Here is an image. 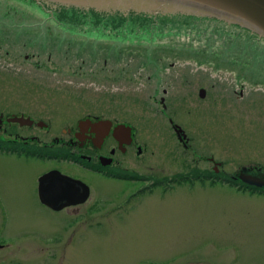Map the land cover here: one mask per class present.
<instances>
[{
  "label": "rangeland",
  "instance_id": "obj_1",
  "mask_svg": "<svg viewBox=\"0 0 264 264\" xmlns=\"http://www.w3.org/2000/svg\"><path fill=\"white\" fill-rule=\"evenodd\" d=\"M0 5L3 72L46 81L6 86L15 98L11 87L28 90L24 110L54 120L50 132L31 133L48 144L87 115L132 126L142 154L131 150L120 160L143 179H101L70 158L0 152V264H264V195L231 187L222 173L214 185L195 189L186 183L151 190L144 180L188 168L207 172L214 164L203 157L231 175L243 168L264 172L263 38L210 19L180 23L162 14L147 15L154 25L139 21L115 32L108 24L113 17L92 15L78 16L86 24L74 32L53 22L22 31L25 17L45 21L51 13L19 0ZM8 41L14 46H4ZM7 51L11 60L1 56ZM25 55H35L40 67L25 63ZM172 122L192 149L179 144ZM55 168L81 176L93 189L78 215L52 212L38 200L40 178Z\"/></svg>",
  "mask_w": 264,
  "mask_h": 264
},
{
  "label": "flooded vegetation",
  "instance_id": "obj_2",
  "mask_svg": "<svg viewBox=\"0 0 264 264\" xmlns=\"http://www.w3.org/2000/svg\"><path fill=\"white\" fill-rule=\"evenodd\" d=\"M33 5V4H31ZM34 6V5H33ZM48 16V15H47ZM107 19H111V17H105ZM45 21H40L39 16H28L21 21L20 30L22 31H38V29L41 27V23H47V22H53L55 25H61L63 27L67 28H76L80 26L82 18L79 17H72V16H45ZM119 17H113L112 22L118 23ZM110 22V21H109ZM5 43V42H4ZM14 42H6L4 46H14ZM23 46V44H22ZM2 52V46L0 44V53ZM5 56L1 55L4 59H10V52L7 51L4 53ZM36 56L32 55H25L24 61L25 63H31L30 65L32 67H40V64L37 61V66L35 64ZM13 61H16L12 59ZM18 70H20L18 68ZM4 71L3 65L0 66V152L7 153L11 155H17L19 154H13L4 152L8 149H16L21 152L23 151H40L43 150V152H48L47 156L45 157L46 160H52V161H62L61 159L64 158L59 154L57 157L53 154H50V152L53 151H60L64 152L66 157L70 158L69 163L72 165L79 166L84 172H87L93 177L101 178V179H110L115 180L117 178H114L113 175H118L121 170H129L123 165V161L120 160V155H125L127 153H130V151H135L139 156L142 154H139V149H142L138 144L137 140L134 136V129L133 135H132V142L131 144L121 143L114 135L115 128L118 124V122L108 119V118H102L98 116H92L87 115L83 119H78L77 121H74L73 123L66 124L65 127L61 129L60 136H56L50 139V142L48 144L41 143V140L38 136L35 135V133H31L32 130L41 129L43 131L50 132L53 129V119L49 118L47 121L41 119L38 115H36L35 111H27L24 110V105L21 103V100L25 99V96L29 94L30 92L26 89H22L21 87H11L12 94L15 92L13 89L17 91V95L15 97L13 96H7L9 95L8 90L6 89L7 85H13V86H25V85H34V87H39V84L46 83V81H41L35 79V74L28 73H16V75L8 74ZM8 77H11L10 79ZM11 95V94H10ZM161 102H165L164 99H161ZM24 118L27 120H30L28 124L21 125L20 122H18L19 119ZM82 121H87V123L82 124ZM100 121H104L103 123H100ZM110 121L111 123L107 122ZM41 124L47 125V127H41ZM110 124L111 127L107 129V125ZM127 125V124H126ZM133 128V127H132ZM173 129V127H172ZM174 130V129H173ZM27 131V132H25ZM186 144H181L182 147L185 148V150H190L191 148V139L189 137L186 138ZM180 144V143H179ZM24 156V155H23ZM28 158H34L39 159L40 156H24ZM202 162L208 161L210 164H214L213 168H209L206 172V176L209 178V181L216 179L217 174H224V178L228 179L230 181L238 180V174H228L223 171H220L219 167L222 166L221 163H218L213 159V157H203ZM218 164V166H217ZM189 167V165H186ZM218 167V168H217ZM55 168L53 171H59L62 175L67 176L71 179H73L75 184H77L78 187H80L82 190H84V186L80 185L82 182L86 186H88L90 192L89 197L86 202L82 204L76 205H67L65 203H61L60 207L58 209L52 208L47 206L40 198L39 191H38V200L40 204L52 211V212H66L70 216L78 215L79 211H81V207L86 205L89 200L92 197V187L90 184L81 178V176H73L70 174H66L59 169L56 170ZM195 169L188 168V171H191ZM51 172V171H50ZM186 172V173H187ZM196 172V171H195ZM177 174H183V173H177ZM175 175V174H174ZM173 175V176H174ZM157 178V177H155ZM166 178L162 177V179ZM62 179L61 175H56L54 177V180ZM169 179H172V177H169ZM120 180V179H119ZM146 182H151V184L147 185L146 187H149L152 189V185L154 183V176H150L147 179ZM196 184H200V182L196 181L192 183V186L190 187L192 189H195ZM62 185H60L61 187ZM168 186H164L163 189H167ZM73 198V199H72ZM72 200H76L77 198L71 196ZM71 211V212H70ZM93 211V210H91ZM93 213V212H92ZM82 218V223H87L89 210L87 209L85 212H81L80 214ZM72 222V220H71ZM75 222L74 224H76ZM59 242H63L59 241ZM58 242V243H59Z\"/></svg>",
  "mask_w": 264,
  "mask_h": 264
},
{
  "label": "water",
  "instance_id": "obj_3",
  "mask_svg": "<svg viewBox=\"0 0 264 264\" xmlns=\"http://www.w3.org/2000/svg\"><path fill=\"white\" fill-rule=\"evenodd\" d=\"M33 4L53 15L56 9H67L84 13H97L102 17H113V14H122L129 18L135 15L162 14L168 17L185 16L192 19H210L230 26L247 30L264 39V0H19ZM159 16V15H158ZM119 17V16H118ZM204 97V91H201ZM30 120L21 118V125ZM104 121H100L103 123ZM111 123L110 121H107ZM82 124L87 121H82ZM41 127L46 125L41 124ZM111 127L107 125V129ZM177 135L181 142L186 138L183 130L175 125ZM115 137L123 144H131L132 127L119 124L114 131ZM142 150L139 149V154ZM56 175L62 179L54 180ZM239 179L249 186L264 187V172L262 169L243 168ZM73 179L62 175L59 171H51L39 180V195L41 200L49 207L58 209L61 203L78 205L87 201L89 188L82 182L84 190L75 184ZM60 185H62L60 187ZM71 196L77 199L72 200Z\"/></svg>",
  "mask_w": 264,
  "mask_h": 264
},
{
  "label": "trees",
  "instance_id": "obj_4",
  "mask_svg": "<svg viewBox=\"0 0 264 264\" xmlns=\"http://www.w3.org/2000/svg\"><path fill=\"white\" fill-rule=\"evenodd\" d=\"M83 13V14H82ZM54 14L57 15V16H87V15H92V16H101L100 14H97V13H84V12H80V11H73V10H67V9H56L54 11ZM104 16V15H102ZM112 16H119L120 18V21L122 22H119L116 26H117V29L119 27H122V26H131L133 24H139V25H142L143 23L142 22H139V21H143L145 23H148V25H154L153 24V20L154 18L151 17L149 18L147 15H135V16H130L129 18H125L122 16V14H113ZM192 19L191 17H179L177 16V19L180 20V23H182V19ZM165 19H176V17L174 18H171V17H168L166 16ZM129 20V21H128ZM165 22H168V21H165ZM101 22H98L96 24H100ZM104 24H106L104 22ZM109 25H111V23H108ZM93 26V28H97L99 29L100 27L103 29H107L109 28L107 25H105L103 27V25L101 26H95L94 24H91ZM99 27V28H98ZM112 28V27H110ZM113 29V30H112ZM111 31L115 32L114 29L115 28H112ZM101 30V29H99ZM4 152H8V153H13V154H19L20 156H40V158L42 160L46 159L45 157L47 156L48 152H43V150H40V151H19V150H16V149H8ZM50 154H53L55 155L56 157L61 154V156H63L64 158L66 157L65 153L64 152H60V151H53V152H50ZM114 178H117V179H120V180H135V181H139L141 182L143 179L142 177H140L137 173L133 172V171H129V170H121V172L118 174V175H113ZM154 183L152 185V188H157V187H161V186H168L170 188H174L173 186H180L181 184H186V183H193L195 181H199L202 185L209 181V178L206 176V172H200V173H195V171L191 170L190 172H187L186 174H175L174 176H172V179H169L168 177L162 179V178H155L154 177ZM212 185H214L216 183V181L212 180L211 181ZM230 186L231 187H234V188H237L238 190L240 191H243V192H252V193H258V195H264V188L263 189H258V188H255V187H251V186H247L241 182H230Z\"/></svg>",
  "mask_w": 264,
  "mask_h": 264
},
{
  "label": "bare ground",
  "instance_id": "obj_5",
  "mask_svg": "<svg viewBox=\"0 0 264 264\" xmlns=\"http://www.w3.org/2000/svg\"><path fill=\"white\" fill-rule=\"evenodd\" d=\"M0 6H2V5H0ZM6 7H8V6H6ZM5 18V17H4ZM72 29V32H74L73 30H75L76 28H71Z\"/></svg>",
  "mask_w": 264,
  "mask_h": 264
}]
</instances>
